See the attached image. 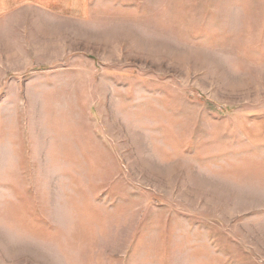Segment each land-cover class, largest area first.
Wrapping results in <instances>:
<instances>
[{"label": "rangeland", "instance_id": "obj_1", "mask_svg": "<svg viewBox=\"0 0 264 264\" xmlns=\"http://www.w3.org/2000/svg\"><path fill=\"white\" fill-rule=\"evenodd\" d=\"M81 10L0 22V264H264V0Z\"/></svg>", "mask_w": 264, "mask_h": 264}, {"label": "crops", "instance_id": "obj_2", "mask_svg": "<svg viewBox=\"0 0 264 264\" xmlns=\"http://www.w3.org/2000/svg\"><path fill=\"white\" fill-rule=\"evenodd\" d=\"M86 3L87 0H0V22L3 19H11L15 13L32 11L54 18L76 19Z\"/></svg>", "mask_w": 264, "mask_h": 264}]
</instances>
